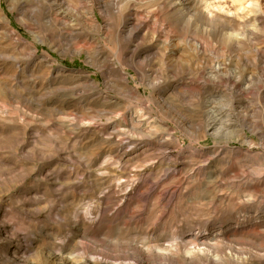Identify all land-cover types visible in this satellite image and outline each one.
<instances>
[{"label": "rangeland", "instance_id": "1", "mask_svg": "<svg viewBox=\"0 0 264 264\" xmlns=\"http://www.w3.org/2000/svg\"><path fill=\"white\" fill-rule=\"evenodd\" d=\"M66 1L0 0V264H264V0L158 41L159 0Z\"/></svg>", "mask_w": 264, "mask_h": 264}, {"label": "bare ground", "instance_id": "2", "mask_svg": "<svg viewBox=\"0 0 264 264\" xmlns=\"http://www.w3.org/2000/svg\"><path fill=\"white\" fill-rule=\"evenodd\" d=\"M81 1L84 2L86 0H81ZM92 1L98 7L99 13L102 14V12L107 11V6H109V7L116 6L117 0H91V2ZM221 1L223 3L224 0H215L216 4L213 6H210L209 4H207L204 1L198 2L197 0H174V1L159 0L158 5H161L160 9H154V10L142 11V12H139V11L137 12V10H133V12L129 15L130 16L129 22L125 26L122 27L121 33H124V35H122L121 38H124V39L130 41V40L137 39L138 36L142 32H152L153 38L155 40H157V37L160 36V32H162V29H156L151 24H152V22L155 24V21H157L158 19H162V16H164V14H166V12H168L169 10H171L173 12V15H176V16H184L185 12L190 13L195 18L199 19L201 22L207 24L208 26L216 27L217 25H219L220 27L221 26L227 27L228 25H230V22L232 21L233 17L238 16L239 14H241L242 12H244L250 8L252 9L253 7H255L257 5V0H230V6L226 7V4H224V3L222 4ZM52 2L54 4H57L58 7H61L63 14L67 15L68 13H74V14L79 13V12H77V8L74 7L73 5H71L66 0H52ZM257 12H258V10H257ZM257 12H255V14ZM86 14H87V20H89V24L91 26H97L98 22L96 21V16H95L92 8H88ZM241 18H243V17H241ZM241 18H239V19H241ZM256 18H257V16H256ZM0 19H1L0 20V36H2V34L4 33L6 35L13 36V37L16 35L15 37L17 38L18 34L15 32V30H13L10 26H8L9 24H7V19L4 15H2L1 10H0ZM243 20L244 19L239 20L240 24H242ZM58 22H59V20H58ZM238 37H239L238 35L237 36L232 35L233 39H231V40L232 41L235 40V42H236V40H238L240 38V37L239 38ZM166 39H168V38H165L164 41H166ZM67 42H69V41H67ZM193 43L199 50H201V43L199 41H197L195 39V40H193ZM86 45L81 44V45H72V46L75 50H84V51H86V53L88 52V50L89 51L92 50V52L95 55L99 54L98 53L99 50L97 48L87 47ZM263 54L264 53H262L258 48L257 49L255 48L254 53H253V57H252L253 58L252 61H254L258 64L261 59H264ZM133 56H134V53H132L131 57H133ZM254 76H255L256 82L250 84L247 88H249V87L253 88L254 85L258 86L259 79L264 76V68H261L258 72L255 73ZM254 76L251 78H254ZM247 81H249V80H247ZM235 86H236L235 81H233L231 89L234 90ZM238 92L242 93L243 89L238 90ZM141 254H143V253H141Z\"/></svg>", "mask_w": 264, "mask_h": 264}]
</instances>
